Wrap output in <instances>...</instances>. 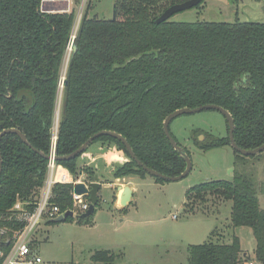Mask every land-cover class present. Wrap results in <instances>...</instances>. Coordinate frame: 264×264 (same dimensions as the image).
Segmentation results:
<instances>
[{"label":"trees","instance_id":"obj_1","mask_svg":"<svg viewBox=\"0 0 264 264\" xmlns=\"http://www.w3.org/2000/svg\"><path fill=\"white\" fill-rule=\"evenodd\" d=\"M182 1L114 0L115 19L88 16L86 3L74 32L75 8L50 10L41 0H0V132L17 128L38 150L15 133L0 140L2 253L10 247L6 240L23 225L13 206L21 202L32 211L37 202L47 171L40 153H49L55 128L57 155L70 154L94 133L109 130L125 137L142 163L168 176L179 175L186 166L163 130L164 119L176 109L219 105L232 115L240 147L264 143V22L155 23L165 8ZM80 2L74 0L75 5ZM73 33L76 50L68 52ZM63 74L68 83L61 88ZM199 133L193 141L202 149L230 145L229 136L208 134L201 142ZM95 143L103 151L114 147L127 156L113 167V179L148 175L118 139L100 135L85 152ZM234 154L236 163L245 162V156ZM81 155L59 162L74 177L83 174L88 181L104 183L95 168L78 165ZM249 172L253 169L236 171L231 180L190 187L184 209L204 211L213 198L231 200L232 226L251 228L255 259L264 264V208ZM71 189V184H54L50 201L61 210L71 208ZM99 202L100 197L95 210ZM93 214L77 218L90 223ZM119 256L99 249L86 264H119ZM247 259L235 235L225 242L211 232L207 241L187 247L189 264H244Z\"/></svg>","mask_w":264,"mask_h":264},{"label":"rangeland","instance_id":"obj_2","mask_svg":"<svg viewBox=\"0 0 264 264\" xmlns=\"http://www.w3.org/2000/svg\"><path fill=\"white\" fill-rule=\"evenodd\" d=\"M86 3H90L88 16L104 19L113 16L114 0H81L78 5L72 0L68 9L76 10L74 31ZM170 20L264 22V0H205L196 7L176 12ZM169 131L189 153L192 165L189 173L175 181H156L150 175L133 177L135 191L129 204L122 209L116 189L105 183L115 179L100 163L98 171L104 184L90 223H83L75 215L59 222L41 220L33 231L36 253L41 258L38 264H86L91 254L99 249L120 253L119 264H189L187 247L207 241L211 232L223 236L225 242L237 236L242 253L255 259L251 228L231 224V200L213 198L204 211L195 212L185 211L184 202L187 189L196 184L206 180H231L236 171L246 173L253 169L249 173L253 175L260 205L264 208V152L259 158L245 156V164H240L235 162L231 145L202 149L195 144L193 134L196 131L200 132L197 138L203 135L204 140L208 134L228 136L227 120L215 109L177 116L171 121ZM98 144L91 145L88 152L97 151ZM125 158L128 159L126 155ZM78 165L95 167L82 160H78ZM213 238H217V234Z\"/></svg>","mask_w":264,"mask_h":264},{"label":"water","instance_id":"obj_3","mask_svg":"<svg viewBox=\"0 0 264 264\" xmlns=\"http://www.w3.org/2000/svg\"><path fill=\"white\" fill-rule=\"evenodd\" d=\"M201 1L202 0H185V1H182L180 3L172 4V5L168 6L167 8H165L158 15V17L155 19V23L159 24L161 22L167 21L176 12L184 11V10L196 7L197 5H199L201 3ZM46 8L50 9V10H63V9L67 8V5L65 4L64 7L49 6V7H46ZM115 14H116V10H115V5H114L112 19H115ZM68 48H69V50L71 52H75V50H76L75 34L70 37ZM67 83H68V81L66 80V77H65V74H64L62 79H61V83H60L61 88H63L65 85H67ZM60 95H61V93H60ZM206 109L218 110L225 116V118L227 120V123H228V136H229L230 145L232 146L234 151H236L237 153H239V154H241L243 156H252V155H256V154L264 152V143L261 144L258 147L252 148V149H245V148L240 147L236 143L235 138H234L235 124H234V119H233L232 115L230 114V112L228 110H226L225 108L219 106V105L204 104V105L197 106L195 108L183 107V108L176 109L175 111L171 112L163 121V130H164V133H165L167 139L169 140V142L172 145V147L179 153V155L184 159V161L186 163L185 169L179 175L168 176V175H165L163 173H160V172L148 167L147 165L142 163L136 157L131 145L128 143V141L126 140L125 137H123L121 134H119L117 132L109 131V130H101V131H98V132L94 133L80 147H78L72 153L67 154V155H62V156L56 155V160L57 161L69 160L71 158L76 157L79 154H83L87 150L89 145L93 142L94 139H96L100 135H109V136H112V137H114V138H116V139H118L119 141L122 142V144L125 146V149L127 150V153L129 155V157L132 160H134L139 167H141L145 172H147L148 175H150L152 177L160 178L162 180H167V181L179 180V179L185 177L189 173L192 165H191V160H190L189 154L187 153L185 148L181 147L179 145V143L176 141V139L171 135V133L169 131V125H170L171 121L174 118H176L177 116H180L182 114L196 113V112H199V111H202V110H206ZM7 133H15L16 135H18L20 137V139L24 143H26L29 147H31L36 152H38V150L35 149L28 142V140L26 139L25 134L21 130H19L17 128H8V129L2 130L0 132V140H1L2 136L7 134ZM198 140L202 142L204 140V136L200 135ZM40 154L44 158L48 159V154H44V153H40ZM1 171H2V155H1V152H0V174H1ZM101 184L102 183L99 182V181H94V182L90 183V185H89L90 189H88L84 185V183H82V182L76 183L74 185V192L75 193H77V194H86V193H88L89 194L90 205H89L88 209L83 214L79 215L80 217H88V216H90L91 214L94 213L95 205L97 204V202L99 200L98 193L100 191ZM120 188H122V192L119 195L118 200H119V203L122 206H126L131 201V197H132L133 191H132V189H131V187L129 185H124V186H121ZM68 217H73V212L70 211V210L66 211L64 213V215H60L57 218L53 219V221L54 222L63 221V220H65ZM7 244H8V242H7Z\"/></svg>","mask_w":264,"mask_h":264},{"label":"built area","instance_id":"obj_4","mask_svg":"<svg viewBox=\"0 0 264 264\" xmlns=\"http://www.w3.org/2000/svg\"><path fill=\"white\" fill-rule=\"evenodd\" d=\"M72 0H41L43 7H49L65 2L67 8ZM59 6V5H57ZM75 32V31H74ZM74 35V33H73ZM69 49V48H68ZM65 70V68H64ZM64 73V71H63ZM64 75V74H63ZM62 75V77H63ZM62 79V78H61ZM61 83V81H60ZM61 87V86H60ZM56 128L52 135V142L47 159V171L39 197L32 211L25 210L21 202L16 203L12 210L14 217L23 221V225L14 231L11 239L6 240L10 244L7 253L0 250V264H38L41 258L36 253V246L33 241V231L41 220H53L68 210L73 212V216L79 217L90 205L89 194H77L74 192L76 183H84L90 189V183L84 175L74 177L67 167L56 160ZM71 184L72 207L67 210H61L56 204L50 201L52 196V187L54 184ZM176 217V215H174ZM244 264H263L256 259H247Z\"/></svg>","mask_w":264,"mask_h":264},{"label":"crops","instance_id":"obj_5","mask_svg":"<svg viewBox=\"0 0 264 264\" xmlns=\"http://www.w3.org/2000/svg\"><path fill=\"white\" fill-rule=\"evenodd\" d=\"M59 4H61L62 7L65 6V2H62ZM53 7H58V6L53 5ZM95 149L97 150V151H95L97 153H95L94 150L90 151V152H86L82 156H80L79 161L82 160L87 164H92V166H95L96 168L95 167L94 168L96 169V172L100 177H101V174L98 171L100 163L105 165V168H106L105 172L112 174V170H113V167L115 166V164L121 163V162H124L127 160L125 158V155L122 152L117 151L114 147H111L108 150L103 151V150H101V147L98 144L95 147ZM133 177H137V176H134V175L127 176L126 179L122 182L120 181V178H117L113 182H105V183L111 185L114 189H116L117 197H119V195L122 192V188H120V187L127 185L126 183H128V185L131 187L133 192L135 191ZM121 183H124V185ZM103 184L104 183H102L101 185H103ZM126 206L121 205L120 207L123 209ZM33 241L35 244L36 243L35 238H33ZM242 254H243V256H246L245 253H242Z\"/></svg>","mask_w":264,"mask_h":264}]
</instances>
